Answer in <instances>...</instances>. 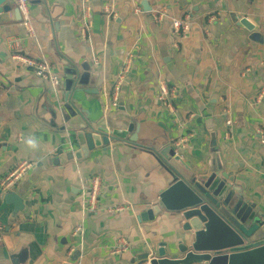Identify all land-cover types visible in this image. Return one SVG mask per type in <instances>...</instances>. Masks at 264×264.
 <instances>
[{
    "label": "crops",
    "instance_id": "1",
    "mask_svg": "<svg viewBox=\"0 0 264 264\" xmlns=\"http://www.w3.org/2000/svg\"><path fill=\"white\" fill-rule=\"evenodd\" d=\"M91 6L87 39L81 0H30L33 37L21 14L0 13V180L24 161L32 166L9 193L21 198L22 209L6 203L0 190V264H157L160 250L177 253L184 238L180 215L137 221L166 186L154 158L107 138L82 161L67 158L78 136L95 138L129 121L133 135L139 126L145 139L163 143L166 137L196 173L216 168L231 176L241 196L264 211V146L257 134L264 129V0H91ZM233 15L253 17L261 37L239 27ZM185 16L197 25L184 35L173 20ZM13 38L22 40L21 55L51 66L61 80L57 93L12 59L7 44ZM129 55L133 63L112 107ZM73 70L85 82L70 93L80 116L62 132L40 118L39 104L49 93L66 107ZM163 84L179 90L174 113L159 101ZM226 107L235 122L230 141ZM29 137L36 148L27 145ZM96 176L103 181L98 211L85 213L83 186ZM116 208L122 210L111 213ZM80 225L82 237L75 235ZM121 240L130 248L113 256Z\"/></svg>",
    "mask_w": 264,
    "mask_h": 264
},
{
    "label": "water",
    "instance_id": "2",
    "mask_svg": "<svg viewBox=\"0 0 264 264\" xmlns=\"http://www.w3.org/2000/svg\"><path fill=\"white\" fill-rule=\"evenodd\" d=\"M144 11L152 12L147 2L142 4ZM20 13L9 0H0V13ZM239 26L255 33L257 27L253 17L232 16ZM261 37L255 33L254 38ZM75 71V72H74ZM67 106L56 104L51 95L42 96L39 104V116L51 128L67 131L70 123L80 116L79 110L70 93L73 86L81 83L76 70L68 72ZM92 94L90 92H85ZM96 93V92H95ZM134 122L125 123L123 128L100 130L98 137L88 133L78 136L76 150L67 153L70 161H82L89 157L96 143L103 144L105 138L114 145L125 146L132 151L144 153L160 165L166 175V186L158 195L155 205L137 216L139 224L154 222L164 213L178 214L181 217L183 242L176 254L160 250L157 264H264V211L258 204L249 202L241 196V190L234 186V178L216 168L210 174L195 172L186 164L181 154L172 149L170 141L163 137V143L145 139L137 135ZM213 153L217 152L216 140L212 141ZM2 199L16 209H22L23 202L16 194H3ZM238 199L235 205L232 199Z\"/></svg>",
    "mask_w": 264,
    "mask_h": 264
},
{
    "label": "built area",
    "instance_id": "3",
    "mask_svg": "<svg viewBox=\"0 0 264 264\" xmlns=\"http://www.w3.org/2000/svg\"><path fill=\"white\" fill-rule=\"evenodd\" d=\"M82 1V21L84 23L82 29V37L83 39H87L90 31L93 28L92 21V6L91 0H81ZM30 0H14L13 4H15L16 9L19 11L21 16L24 19V26L31 37L35 35V30L32 26L30 20V13L28 9V4ZM139 9L136 10L138 12ZM140 12V11H139ZM212 19H216L215 17ZM197 19H194L192 16H185L183 19H175L173 20L174 29L180 34H187L191 31V29L197 25ZM22 45V40L19 38L11 39L7 47L12 54V59L17 63L23 65L24 67L31 68L35 75L41 80L45 81L47 86L55 93H57L61 80L60 78L53 72L51 66L43 61V60H35L31 58H26L21 55L17 50ZM46 50H51L50 46L45 48ZM133 63V55H129L126 63L124 64V68L122 73L119 75L117 81L114 84L113 93L111 95L110 106L117 107L119 93L122 89V86L125 83L126 76L130 70V67ZM179 100V90L175 87H169L166 84L160 86L159 90V101L162 106L167 109L169 112H175L176 102ZM224 115L226 117V126L229 129V133L226 135V140L230 141L232 139L230 135V130L234 127V120L232 119L231 110L226 107L224 109ZM257 134L259 135L262 146H264V129L258 128ZM112 142V141H111ZM113 143V142H112ZM184 141H181L177 146L180 148ZM31 164L28 162H22L18 164L11 172H9L5 177L0 180V190L4 194H9L13 191V189L17 186V184L21 181V179L28 173L31 168ZM103 181L100 177L96 176L87 182L83 186V195H84V212L85 213H94L98 211L99 207V199L101 197ZM264 198V194H263ZM122 208H116L111 211L119 212ZM75 235L82 237L84 235V226L80 225L75 229ZM130 248L129 242L127 240H121L116 248L113 249L112 255H121L126 253Z\"/></svg>",
    "mask_w": 264,
    "mask_h": 264
},
{
    "label": "clouds",
    "instance_id": "4",
    "mask_svg": "<svg viewBox=\"0 0 264 264\" xmlns=\"http://www.w3.org/2000/svg\"><path fill=\"white\" fill-rule=\"evenodd\" d=\"M26 143L29 147L31 148H36L37 147V140L35 138H32V137H29L27 140H26Z\"/></svg>",
    "mask_w": 264,
    "mask_h": 264
}]
</instances>
